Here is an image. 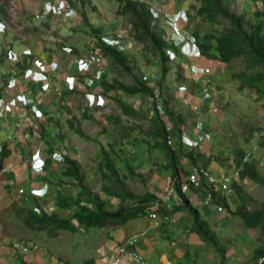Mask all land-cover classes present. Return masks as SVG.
<instances>
[{"label": "rangeland", "instance_id": "374dc122", "mask_svg": "<svg viewBox=\"0 0 264 264\" xmlns=\"http://www.w3.org/2000/svg\"><path fill=\"white\" fill-rule=\"evenodd\" d=\"M221 1L232 14L244 17L247 23L261 20L264 33V15L257 16L264 11L262 0ZM141 2L150 7L154 15L152 29L157 33L164 29L166 40L176 44L193 42L194 32L219 37L229 26L221 18L211 23L197 16L194 6H201L197 0ZM58 6H65L67 13L62 15L56 11ZM134 20L131 10L125 9V0H0V94L15 97L26 94L35 98L44 91L36 102L46 104L44 107L49 109L48 125L43 119L44 125L38 122L37 128H32L28 146L43 145L48 158L56 150L65 157L75 158L80 163L81 180L71 181L69 178L68 182L63 181L66 186L72 183L75 199L85 187L105 203L108 211L114 212L131 202L114 199L104 192L105 187L121 190L104 164L103 149H106L115 154L112 163L120 174L124 189L136 195L154 194L159 199L155 208L162 211L163 199L174 194V182L171 171L164 167L167 162L164 152L154 148L157 139L148 133L154 125L156 106L168 101L172 118L168 119L164 114L161 117L166 123L170 145L178 151L180 148L183 150L179 160L182 181L186 180L192 165L205 166L206 161H211L217 169L223 170L230 168L231 161H237L240 156L244 159L247 155V164L253 165L264 177V142L255 139L259 132L264 131V81L254 80L263 70L251 66L245 58L225 64L202 56L193 59L169 50L168 70L164 72L152 53L150 39L139 40L141 35L133 25ZM118 37L128 44L127 52L123 50L127 55L124 63L114 62L113 57L97 48L99 39L111 45V40ZM97 53L102 54L100 61L90 63L85 74L79 73V60L96 57ZM185 53L189 54L188 50ZM196 67L209 72L198 74ZM35 72L46 75L49 87L43 89L42 83L37 82L38 78L44 80L45 77L37 76L36 81L26 78ZM66 81L74 85L69 86ZM102 81L114 87L141 84L152 89L154 95L130 96L118 89L104 92ZM205 90L210 94L208 99L205 98ZM121 103L131 106L137 115L127 116ZM4 104L0 101V109ZM201 121L207 125L211 141L197 148L180 147L175 124L182 132L194 133L196 124ZM78 128L85 136L78 133ZM7 136L8 132L3 131L1 140ZM253 143L258 144L257 149L252 147ZM192 149L196 150L195 155L201 153L204 158L199 156L195 163L192 162L187 156ZM127 164L132 165L135 173L143 178L129 175ZM66 168L62 167L63 172ZM239 186L244 195L264 203V185L259 186L246 179L241 180ZM241 205L235 189L232 195L218 199L211 207L215 210L212 212L216 221L213 225L218 227L222 241L219 244L225 251L226 261L223 263L220 254L202 243L199 248L190 244L189 264H233V261H227L232 248L238 258L236 264H257L252 255L263 243V234L258 229H247L233 215ZM39 206L41 214L34 211L38 206L30 200L21 204L9 197L6 202H0V237L6 240L4 245L7 248L14 249V245L20 243H34L39 249L53 239L47 230L29 226L31 213L57 214L65 218L78 211L76 205L70 210H60L49 199ZM193 206L200 211L204 221L200 202H194ZM220 206L224 208L221 213L218 212ZM142 218L150 219L149 212L138 219L139 223L143 222ZM184 219L189 226L191 218L185 214ZM111 227L114 226L94 229L95 232H89L85 238L97 235V238L104 239V234ZM61 234L68 235L69 231L62 230L58 236ZM64 240L66 236H63Z\"/></svg>", "mask_w": 264, "mask_h": 264}, {"label": "trees", "instance_id": "16d2710c", "mask_svg": "<svg viewBox=\"0 0 264 264\" xmlns=\"http://www.w3.org/2000/svg\"><path fill=\"white\" fill-rule=\"evenodd\" d=\"M201 3L200 7L194 6L197 10V16L207 19L209 22L214 23L219 18L226 20L228 28L219 36L216 37L213 34L200 35L198 32L193 33L197 45L201 50L203 58L218 60L222 63L228 64L234 59L245 58L246 61L253 67H260L263 72L258 74V77L254 80L256 82L264 81V33L263 24L261 20H257L255 23H247L245 18L232 14L223 4L221 0H197ZM264 5V0H262ZM125 9L131 10L135 20L133 25L136 29H139V40L143 41L144 38H148L151 41L152 53L161 65L162 70L165 72L168 70V62L170 57L167 53L169 50H173L176 53L181 54L180 46L172 41L166 40V31L161 29L158 33L152 29V21L154 15L144 2L141 0H125ZM187 15V14H186ZM263 13H258L257 16L260 18ZM101 32V31H95ZM97 48L103 54L113 57L114 62L124 63L127 60V55L119 48L107 45L104 40L99 39ZM74 50H72L73 52ZM101 86L104 92H110L118 89L130 96L138 94H152V89L144 85H133L126 86L120 85L114 87L105 81L101 82ZM253 86V85H250ZM164 113L166 118L171 119L172 113L169 108L168 101L163 103ZM123 112L128 115H137L136 111L129 105L121 103ZM157 109L154 112V125L149 131V136L156 138L157 141L154 143V148L164 152L166 158V164L164 167L171 171L173 182L175 184L176 199L180 201V206L175 207V213L186 212L189 214L194 230L203 240V242L211 246L215 252L221 255L222 262L226 261L225 251L221 249L220 244L216 238V234L211 230L209 224L201 219L200 211L193 207L188 197L182 194L179 181L180 167L179 160L182 154V148L178 151L174 149L169 143V133L166 127L165 121L162 119ZM175 127L178 131L180 140V147H183L182 142V129L176 123ZM71 128H75L71 124ZM78 133L85 136L81 128H78ZM183 143H181V142ZM187 156L192 162H196V158L204 156L201 153L195 155V149H192ZM114 150H112V153ZM115 155V154H113ZM111 152L103 149L104 164L113 175V180L121 190H116L112 187H105L104 192L114 199L118 200H129L130 205H121L116 211L110 212L106 209L105 203L95 197L85 187L81 188L78 198L64 197L62 195L57 196L56 205L60 210H68L72 205L78 207V211L69 218H60L57 214H42L37 215L31 213L32 221L29 224L31 228H37L38 230H47L51 237H55L62 230H66L72 233H76L81 226L87 228H105L108 225L123 226L129 221L143 217L147 213V208L159 202L158 197L152 193H146L144 195H136L132 192L124 189V184L121 181L120 174L117 168L112 163ZM5 157V155L3 156ZM243 157L240 156L235 161L236 167L242 166ZM67 168L65 176L68 178H74L78 181L80 178V163L77 160H73L69 157H65ZM197 166V165H195ZM2 167V161L0 163V169ZM129 169V175L143 178L141 174L135 173V168L132 165L127 164ZM125 177L127 175H124ZM250 179L259 186L264 185V177L256 170L253 165L245 164L241 172V180ZM236 192L239 195L242 203L241 207L237 209L234 216L242 220L245 226L249 229L260 230L263 234V243L254 251L253 259L257 264H264V203H259L257 200L250 196L243 194L242 189L239 185L235 187ZM227 208H229L227 206ZM251 208V210L249 209ZM225 258V259H224ZM86 264H91L87 262Z\"/></svg>", "mask_w": 264, "mask_h": 264}, {"label": "crops", "instance_id": "0c3cea01", "mask_svg": "<svg viewBox=\"0 0 264 264\" xmlns=\"http://www.w3.org/2000/svg\"><path fill=\"white\" fill-rule=\"evenodd\" d=\"M20 95H25L27 101H29L27 108L14 109L12 114H6L3 108L0 109V146L3 148V151L0 152V163L2 161L0 169V202H6L11 197L14 202H21V204L26 200H30L33 205L40 208L39 204L48 199L54 201L56 205L58 195L75 198L74 189L71 188L72 183L68 186L64 183L69 181V178L63 172L64 169L62 170L63 166L67 167V163H59L53 158V154L60 153V150L52 153L49 157L50 160H48L49 158L45 155L43 145L33 144L31 145L32 147L28 146L31 143L32 128H37L35 125L38 122L39 124L42 122V125L45 122L48 125L47 115L49 109L44 107L46 104L43 103L41 105L38 101L36 102L40 95L42 96L44 93H39L38 97L35 98L26 94ZM0 99H3L4 104V102L8 103L10 100L16 99V97L12 94L1 93ZM35 109L44 113L41 119L35 118ZM43 119H45L44 122ZM17 121L22 122L21 129L16 127ZM46 128L48 129V127ZM206 130H208L207 125ZM3 131L8 132V136L7 139L1 140ZM188 133L191 139H195L192 131H188ZM27 139L30 141H27ZM5 140L7 142H4ZM38 151L42 160L46 163L45 171L41 175L35 173L32 168V156ZM4 155L5 157H3ZM70 158L76 160L72 156ZM125 160L127 161L128 159L125 158ZM205 167L211 168L215 172L222 170L217 169V165L211 161H206ZM70 179L71 181L75 180L74 178ZM33 189L42 190L44 197H32L30 192ZM20 190H25V194H21ZM186 196L191 201L192 206L194 202H200L201 195L199 196L197 191L193 190ZM72 207L73 205L71 204L70 209ZM201 209L204 213V221L209 224L211 230L216 234L218 242L222 244L218 227L215 228L213 225L216 221L212 212L214 213L215 210L203 208L202 206ZM249 209L251 210V208ZM185 214L189 216L186 212L175 213L177 222L175 224H163L160 229L153 228L150 219L143 218L142 223H139V218H136L123 226L113 225L114 227H111L104 234L106 236L104 239L97 238V235L85 238L86 234L95 232L94 229L97 228L89 229L81 226L76 233L69 232L68 235H57L55 236L57 238L53 237V239L47 241L46 247L41 246L40 250L33 249L29 253H16L14 249L7 248L4 245L6 240L4 241L0 237V264H86L89 261L91 264H111L118 253L119 247L134 237L137 238L136 249L144 257L146 264H189L191 262L190 244H195L199 248L200 244L204 242L194 230L192 220L188 226V222L184 219ZM72 216L65 218L69 219ZM242 224L245 226L243 222ZM249 230L253 231V229ZM79 234H82V237ZM63 236H66L64 241ZM227 256L228 262L233 261V264H236L238 258L233 248L228 252ZM252 256H254V252Z\"/></svg>", "mask_w": 264, "mask_h": 264}, {"label": "built area", "instance_id": "2783aa9c", "mask_svg": "<svg viewBox=\"0 0 264 264\" xmlns=\"http://www.w3.org/2000/svg\"><path fill=\"white\" fill-rule=\"evenodd\" d=\"M56 11H60L63 14L66 13L65 6L60 8V6L55 7ZM108 40V39H107ZM114 47L119 48L120 51L127 52V42L123 43V40L120 39V37L115 38L111 40ZM131 48V46L129 47ZM123 51V52H124ZM96 57H91L90 59H80L79 60V73L85 74L89 67L90 63H94L96 61H100L102 58V54L97 53L95 55ZM196 57H201V51L199 49H196L195 51ZM101 57V58H100ZM198 74L204 75L209 72V70L204 68H196ZM27 79L31 78L34 79V74H31L30 77H26ZM46 79V78H45ZM75 80L74 78H72ZM44 81V80H43ZM71 86L74 85V83L70 82ZM49 85L43 84V89ZM183 88V87H182ZM44 92V91H43ZM205 98H209L210 94L208 93V90H205ZM16 99L10 100V102L4 104V112L6 114H12L14 109L17 110L18 108H27L29 105V101H27L26 96L24 95H18ZM0 101L3 102V99H0ZM156 109L160 115L164 114V107L163 104L160 103L158 106H156ZM2 110V111H3ZM35 118L41 119L44 115V113L41 110L36 109L34 111ZM16 127L18 129L22 128V122L17 121ZM195 139H191L189 137V133L187 131H184L182 133V142L184 145L192 148L200 147L202 143H205L207 141H211V135L210 132L206 130V125L203 121L198 122L196 124L195 130H194ZM255 139L261 140L264 142V131L259 132ZM258 144L253 143L252 147L254 149H257ZM3 151V148L0 146V152ZM53 158L55 161L59 163H65V156L63 153H55L53 155ZM249 160V155L245 156V158L242 161L241 167L235 166V160L231 161V164H229L230 168L223 170L219 172L213 171L211 168L205 167V166H195L192 165L189 167L187 178L185 181L180 180L179 186L181 189L182 194L187 195L191 193L193 190L200 193V204L203 208H211L214 203L218 199H224V196L232 195L235 191L236 185H239L241 182V172L244 168V165L247 164ZM46 163L44 160H42L40 156V152L38 151L32 156V168L37 174H43L45 171ZM21 194H25V190H20ZM173 195L166 197L163 203V209L162 211H159L157 208H155V204L148 207L147 211L149 212V218L152 222V226L155 229H160L163 224H175L177 222V219L175 217V207L180 206V201L176 199L175 194V184L173 187ZM30 195L35 198H42L44 197V194L42 193V190L40 189H33L30 192ZM157 203V202H156ZM34 211L36 213L41 214V209L38 207L34 208ZM224 208L223 206L218 207V212H223ZM136 243L137 238L129 239L124 245L119 247L117 255L113 258L111 264H134V263H141L146 264L144 257L139 253V251L136 249ZM33 249H38V247L34 243H20L14 245V251L16 253H29Z\"/></svg>", "mask_w": 264, "mask_h": 264}, {"label": "clouds", "instance_id": "9594fccd", "mask_svg": "<svg viewBox=\"0 0 264 264\" xmlns=\"http://www.w3.org/2000/svg\"><path fill=\"white\" fill-rule=\"evenodd\" d=\"M65 10H66V13H67V9H66V7H65ZM178 27V26H177ZM178 32H180V30H179V28H178V30H177ZM193 39H194V41L193 42H191V41H188L187 43H184V42H181V43H178L177 45L178 46H180V51H181V49H182V51H184V53L182 52L181 54L183 55H186V56H188V57H190V58H193V59H200L201 57H196L195 56V51H196V49H199L200 50V48H199V46L197 45V42H196V40H195V38L193 37ZM105 41V40H104ZM184 43V44H183ZM189 44H191V45H189ZM108 45V44H107ZM111 46H114L113 44H111ZM186 50H188V52H189V54H187V53H185V51ZM201 51V50H200ZM193 68V70H194V68H195V66H193L192 67ZM197 68V67H196ZM195 71V70H194ZM31 74H34V79H31V78H29L30 80H33V81H36L37 80V76H42V77H45L46 78V75H44V73H37V72H35V73H31ZM27 77V76H26ZM30 77V76H29ZM39 80L37 81V82H41L42 83V85L43 84H50V83H46V81H47V79H44V81L41 79V78H38ZM68 79H71L72 80V77H68ZM68 83V85L69 86H71V84H70V82H68V81H66V84Z\"/></svg>", "mask_w": 264, "mask_h": 264}]
</instances>
